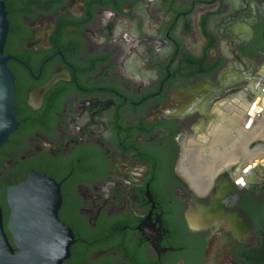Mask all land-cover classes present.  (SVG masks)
<instances>
[{"label": "flooded vegetation", "instance_id": "obj_1", "mask_svg": "<svg viewBox=\"0 0 264 264\" xmlns=\"http://www.w3.org/2000/svg\"><path fill=\"white\" fill-rule=\"evenodd\" d=\"M0 2L4 223L8 189L38 173L73 234L62 264H264V137L245 156L228 143L264 135V0ZM195 148L205 167L229 153L199 187L182 169Z\"/></svg>", "mask_w": 264, "mask_h": 264}, {"label": "water", "instance_id": "obj_2", "mask_svg": "<svg viewBox=\"0 0 264 264\" xmlns=\"http://www.w3.org/2000/svg\"><path fill=\"white\" fill-rule=\"evenodd\" d=\"M7 33L0 2V147L17 127L14 78L3 52ZM6 203V223L0 206V264H62L69 257L73 234L58 218L61 193L53 179L31 173L8 189Z\"/></svg>", "mask_w": 264, "mask_h": 264}, {"label": "bare ground", "instance_id": "obj_3", "mask_svg": "<svg viewBox=\"0 0 264 264\" xmlns=\"http://www.w3.org/2000/svg\"><path fill=\"white\" fill-rule=\"evenodd\" d=\"M264 86V85H263ZM264 92V91H262ZM261 94V92H260ZM236 115V114H234ZM236 117V116H234ZM232 119H235V118ZM259 123V122H258ZM260 125V123H259ZM258 125V126H259ZM259 138V137H264V135H261L258 131V133L256 135H252L249 134L246 136V134L244 133L243 129H239L237 130V139L236 140H228V143L230 144V148L232 147V149L230 151H234V155L240 153L241 156H245L246 153L244 151V145L251 141L254 138ZM222 137H219V139ZM264 145V143H262ZM262 145V146H263ZM227 151V150H226ZM188 152V157H186V159L184 160L185 162H183L182 165V169H183V173L187 174L191 183L193 185H195V187H199V184H202V181L200 180L201 177L204 176V174H208L210 172H212V168L213 165L215 164V162L223 157H226L228 154H224V155H220V156H213L212 154L210 155L213 158V162L211 164L210 167H205V166H201L199 165L200 159H205V156L203 155L202 149L197 150L196 148ZM258 154H255L253 156V159L257 158L260 156L261 154H264V149L262 151H257ZM218 154H222V152H218ZM228 159V158H226ZM252 168L254 171H256L259 175L262 174L264 172L263 168H264V161H260V163H255L252 164ZM201 182V183H199Z\"/></svg>", "mask_w": 264, "mask_h": 264}, {"label": "snow or ice", "instance_id": "obj_4", "mask_svg": "<svg viewBox=\"0 0 264 264\" xmlns=\"http://www.w3.org/2000/svg\"><path fill=\"white\" fill-rule=\"evenodd\" d=\"M238 183H243V181H238Z\"/></svg>", "mask_w": 264, "mask_h": 264}, {"label": "rangeland", "instance_id": "obj_5", "mask_svg": "<svg viewBox=\"0 0 264 264\" xmlns=\"http://www.w3.org/2000/svg\"><path fill=\"white\" fill-rule=\"evenodd\" d=\"M261 92V91H260ZM260 94V93H259Z\"/></svg>", "mask_w": 264, "mask_h": 264}, {"label": "trees", "instance_id": "obj_6", "mask_svg": "<svg viewBox=\"0 0 264 264\" xmlns=\"http://www.w3.org/2000/svg\"><path fill=\"white\" fill-rule=\"evenodd\" d=\"M9 239H10V237H9Z\"/></svg>", "mask_w": 264, "mask_h": 264}]
</instances>
